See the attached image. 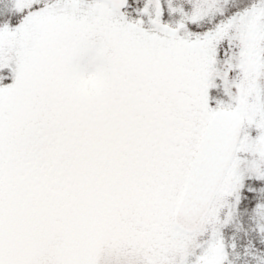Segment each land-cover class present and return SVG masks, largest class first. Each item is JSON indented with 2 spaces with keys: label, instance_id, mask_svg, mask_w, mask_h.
<instances>
[{
  "label": "snow or ice",
  "instance_id": "obj_1",
  "mask_svg": "<svg viewBox=\"0 0 264 264\" xmlns=\"http://www.w3.org/2000/svg\"><path fill=\"white\" fill-rule=\"evenodd\" d=\"M0 264H264V0H0Z\"/></svg>",
  "mask_w": 264,
  "mask_h": 264
}]
</instances>
